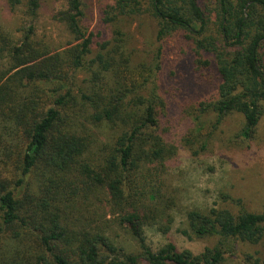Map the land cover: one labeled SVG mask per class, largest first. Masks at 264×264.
Returning a JSON list of instances; mask_svg holds the SVG:
<instances>
[{
  "label": "trees",
  "instance_id": "obj_1",
  "mask_svg": "<svg viewBox=\"0 0 264 264\" xmlns=\"http://www.w3.org/2000/svg\"><path fill=\"white\" fill-rule=\"evenodd\" d=\"M24 1L30 24L19 40L0 31V264H228L237 254L243 264H264L258 252L239 249L264 242V212L238 203L236 213L186 212L182 236L216 239L197 255L173 243L155 252L146 245L145 226L174 222L163 181L177 152L165 129L174 119L162 112L157 66L135 64L119 31L93 54L82 0H64L57 20L73 42L51 51L33 39L41 0ZM145 6L158 20V38H193L219 79L215 101L198 106L185 145L197 141L208 112L213 128L240 115L239 137L250 140L264 115V0H115L103 21ZM116 229L129 231L140 252L117 246Z\"/></svg>",
  "mask_w": 264,
  "mask_h": 264
},
{
  "label": "rangeland",
  "instance_id": "obj_2",
  "mask_svg": "<svg viewBox=\"0 0 264 264\" xmlns=\"http://www.w3.org/2000/svg\"><path fill=\"white\" fill-rule=\"evenodd\" d=\"M12 7L8 0H0V31L18 41L20 28L27 24L24 15L25 1ZM115 0H82L83 18L81 25L92 36V53L98 47L115 38L116 31L122 32L126 50L135 64L155 68V86L164 102L162 112L167 119L173 118L170 127L171 141L177 149L176 155L165 163L164 188L173 207L167 210V220L143 228L146 245L157 251L167 243H173L178 251L189 250L194 255L205 247H211L216 239L188 240L178 230L184 229L187 211L201 212L211 208H227L232 213L240 204L249 213L264 212V115L250 140L239 137L243 119L238 114L225 116L220 125L213 128L215 115L202 114L203 131L198 134L192 146L185 145V139L195 134L194 117L200 115L198 106L207 105L216 99V85L219 79L207 54L198 53L193 38H186L182 32H175L158 38L159 24L145 6L133 15L119 17L105 23V12ZM199 1V0H198ZM64 0H41L40 9L34 19V41L47 45L51 51H60L73 42L58 15L66 10ZM209 61L202 66L201 61ZM177 119V120H176ZM209 135V138L207 139ZM207 140L206 147L200 143ZM196 152V154L194 153ZM168 226L163 234L161 228ZM116 244L127 254L140 252L138 241L127 230L116 229ZM246 253L258 252L264 257V242L258 247H240ZM238 251V253H241ZM237 254L228 264H243ZM144 264V263H140Z\"/></svg>",
  "mask_w": 264,
  "mask_h": 264
}]
</instances>
